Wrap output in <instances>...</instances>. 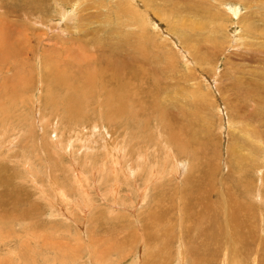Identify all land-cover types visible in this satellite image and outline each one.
I'll list each match as a JSON object with an SVG mask.
<instances>
[{
  "label": "rangeland",
  "instance_id": "rangeland-1",
  "mask_svg": "<svg viewBox=\"0 0 264 264\" xmlns=\"http://www.w3.org/2000/svg\"><path fill=\"white\" fill-rule=\"evenodd\" d=\"M117 1L121 10L113 0H77L79 6L72 0L57 8L52 0H16L24 11L18 17L0 7V242H7L0 258L177 264L183 251L185 264H222L224 257L264 264V61L263 50H254L264 44V0H241L238 17L220 0H175V16L162 19L145 0ZM149 1L160 11L161 3ZM65 7H76L78 18L59 35L46 19ZM132 10L138 27L127 31L117 20ZM32 17L43 25L34 26ZM123 31L150 53L148 74L135 86L149 91L125 105L114 98L109 108H120L111 112L97 91L80 101L76 94L90 87L69 77L79 72L71 64L82 62L74 53L83 45L89 55L96 38L122 39ZM161 103L188 117L174 111L176 119L169 124L164 116L159 129L150 104ZM161 132L178 134V143L167 147ZM223 221L235 231L233 250L211 237L213 223Z\"/></svg>",
  "mask_w": 264,
  "mask_h": 264
},
{
  "label": "bare ground",
  "instance_id": "bare-ground-1",
  "mask_svg": "<svg viewBox=\"0 0 264 264\" xmlns=\"http://www.w3.org/2000/svg\"><path fill=\"white\" fill-rule=\"evenodd\" d=\"M6 1V0H5ZM30 1H33V0H30ZM43 1V0H42ZM45 1V0H44ZM73 1H75V3L74 4H76V5H78L77 4V0H73ZM103 1V0H102ZM105 1V0H104ZM108 1V0H107ZM114 1V6H115V9H118V10H121V4H119L118 3V1L117 0H113ZM155 2H159L158 4H160L161 3V5H162V7H160V11L158 10V8L157 7H154V8H150L151 7V3H150V1L149 0H145V4L147 5V6H150L149 7V12H151V11H153L156 15H158L159 17V19H162V17H165V18H169L170 16H175V14H174V12H175V3H176V1L175 0H154ZM187 1H189V0H187ZM209 1H211V0H209ZM214 1V0H213ZM229 1V0H228ZM233 1V0H232ZM240 1L241 0H237V4H234V5H232V3H230V2H227V0H224V1H219V3H218V5L219 6H221V7H225V10L227 11V13H229L230 15H232V16H235V17H238L239 15H240V6H239V4H241L240 3ZM11 2H13V3H11ZM22 2V1H21ZM70 2H72V0H52V3H55V5H56V8L59 6L58 4H61V5H63V4H65V3H70ZM132 3H134V4H137L138 2H137V0H132L131 1ZM212 2V1H211ZM227 2V3H226ZM236 2V1H235ZM249 2V1H248ZM20 2H18V4H19ZM29 3V2H28ZM28 3H26V4H28ZM39 3V2H38ZM107 3V2H106ZM169 3V4H168ZM210 3V2H209ZM217 3V2H216ZM213 4L215 7H217L218 5L217 4ZM103 4V3H102ZM101 3H98V4H96L97 6H96V8H101V7H103V5H102ZM244 4V3H243ZM24 4H22V6H23ZM83 5V4H82ZM228 5V6H227ZM20 6V5H19ZM26 6V5H25ZM29 6H30V4H29ZM79 6V5H78ZM218 6V8H220ZM245 6V5H244ZM256 6H257V4H256ZM0 7L2 8V9H6V11H8L7 13H9L10 15H13V16H17L18 17V15H20V13H21V15H22V12H24V11H21L20 9H18V6H17V3H16V0H8V2L6 3V2H4L3 1V3H0ZM34 7V6H33ZM37 7H39V6H37ZM36 7V8H37ZM41 7V6H40ZM39 7V8H40ZM164 7H166V9H167V11L164 9ZM249 7V6H248ZM23 8V7H22ZM21 8V9H22ZM32 8V7H31ZM35 8V7H34ZM42 8V7H41ZM40 8V9H41ZM45 8V7H44ZM64 8V7H63ZM111 7H108V9H110ZM113 8V7H112ZM168 8H169V10H168ZM242 8V7H241ZM26 9H29V8H26ZM38 10V11H41V12H39L40 14L42 13V15H43V12H42V10ZM104 9V8H103ZM114 9V8H113ZM234 9L235 10H237V11H234ZM257 9V8H256ZM20 10V11H19ZM99 10V9H98ZM219 10H221V8L219 9ZM5 11V10H4ZM27 11V10H26ZM34 11H36V10H34ZM49 11V10H48ZM106 11V10H105ZM32 12V11H31ZM107 12V11H106ZM116 12V11H115ZM114 12V13H115ZM119 12V11H118ZM123 12V10L121 11V13ZM132 12L133 13H131V15H130V17H128V19H126V20H117L118 21V23H120V26L124 29V30H127V31H130L131 30V27H129V25H136V27H138L137 26V23H136V19H139L138 18V16H137V14H136V16L134 15L135 14V11L134 10H132ZM225 12V11H224ZM36 13V12H35ZM62 15L61 16H59V17H55V19L54 20H49V18H51V17H49L48 19H46L47 21H55V24H56V26H54L53 28L55 29V30H57V32H56V34L58 33L59 35H66V30H64V29H62L61 27H63L64 25H65V22L66 23H71L70 21L71 20H73L74 18H73V16L74 17H76V18H78L77 17V15H75V14H77L78 12H77V9H76V7L75 8H71V9H68L67 10V7H65V10H62ZM242 13V12H241ZM28 14H30L29 12H28ZM27 13H26V15H28ZM111 14V13H110ZM116 14V19L118 18V17H120V15L119 14H117V13H115ZM4 15V14H3ZM36 15V14H35ZM38 15V14H37ZM34 16V15H33ZM45 16V15H44ZM10 17V16H9ZM28 18L29 17H31V16H27ZM26 17V18H27ZM48 17V16H47ZM33 18V17H32ZM133 18H136L135 20L133 19ZM34 19V18H33ZM244 19V18H243ZM2 20V19H1ZM26 20V19H25ZM35 20V19H34ZM44 20H45V18H44ZM43 20V22L44 23H46L45 21ZM75 20V19H74ZM5 21V20H4ZM242 21V20H241ZM2 22V21H1ZM42 21H39L38 19H36L35 20V25L34 26H36V24H40V25H43L42 23H41ZM141 22V21H140ZM154 22H156V21H154ZM53 23V22H52ZM4 25H5V23H4ZM25 26V25H24ZM2 27H3V25H2ZM6 28V27H5ZM23 29V28H22ZM51 29V28H50ZM2 30V29H1ZM52 30V29H51ZM22 31V30H21ZM116 32H118V30H115V31H113V33L115 34ZM138 32V31H137ZM140 32V31H139ZM23 33H24V31H23ZM46 34V33H45ZM55 34V35H56ZM243 34V33H242ZM37 36V35H36ZM119 36H123V38L122 39H119V38H116L117 36H115L114 35V37L113 38H108V40H105V39H102V38H96L95 39V41H94V43H93V46H91V48L89 49L90 51H91V53L89 54V55H87V54H85V49L83 48V45H82V48L80 49V51L77 53H74L76 56H78V59L80 60V61H82V62H80V63H75V65H73V64H71L72 66H73V68H75L76 67V69H78V71L79 72H76V70L74 69V71H75V73L71 76V74H70V76L69 77H71L76 83H79V82H84V81H89L88 82V85H89V87H90V90H89V92L88 93H86V92H79V93H77L76 95H77V97L79 98V99H81L80 101H90V99L93 97V95L95 94V92L97 91L98 92V94L99 95H102L101 97L103 98V97H105V99L107 100V103H108V109H110L109 107L110 106H115L112 102V100L114 99V98H118V99H120V102L122 101V104H127V102L126 101H128V98H134V97H138V95L139 94H141V93H144L146 90L147 91H149L148 89H144V90H135V86L136 85H138L139 84V80H137V77L140 75V74H143L144 76H146L147 74H148V71H147V69L145 68V65H149V67H150V65L152 64L151 62H150V60H151V56L149 55L150 53L147 51V49L145 50V48L144 47H142V46H138V44H139V41L137 40V38L133 35V33L131 32V33H129V32H125V31H123L121 34H119L118 35V37ZM25 37V36H24ZM61 38L63 37V36H60ZM96 37V36H95ZM94 37V38H95ZM243 37V35L241 36V38ZM29 38V37H28ZM64 38V37H63ZM94 38H92V39H94ZM230 38V37H229ZM2 39V38H1ZM22 40V39H21ZM110 40H113V42H111ZM122 40V42L123 43H119L118 41H121ZM124 40H126L125 42H124ZM239 40V39H238ZM237 40V41H238ZM5 42V41H4ZM60 42V41H59ZM2 43V42H1ZM92 43V42H91ZM90 43V44H91ZM234 43V42H233ZM4 44V43H3ZM17 44V43H16ZM257 43L255 42L254 43V46L256 45ZM85 46H89V45H87V44H84ZM232 45V44H231ZM235 45V44H234ZM81 46V45H80ZM70 48V47H69ZM138 48H140V49H143V51L144 52H142V51H140ZM255 48H257V49H254V50H256V51H262V53H261V56H262V61H264V44H259L258 46H255ZM5 50V49H4ZM88 49H87V51H89ZM2 51V50H1ZM6 52V51H5ZM11 55V54H10ZM1 60V59H0ZM56 60V59H55ZM69 61V60H68ZM57 62V61H56ZM68 63V62H67ZM148 63V64H147ZM60 64V63H59ZM68 64H70V62L68 63ZM136 64H138V66H137V68H135V65ZM49 67H51V68H53V66H49ZM54 68H56V66L54 67ZM53 68V69H54ZM70 69H72L71 67H69ZM49 70H47V73L48 72H50L51 73V70L52 69H50V68H48ZM60 70H61V68H59ZM67 69V68H66ZM43 70H44V68H43ZM59 70V71H60ZM155 70V71H154ZM158 70H161V69H158V68H156L155 66H154V69L152 70V71H154L156 74L158 73V74H160L159 73V71ZM44 71H46V69L44 70ZM43 71V72H44ZM62 71V70H61ZM73 71V70H72ZM73 71V72H74ZM150 71H151V68H150ZM151 71V72H152ZM55 72V71H54ZM57 72V71H56ZM162 72V71H161ZM49 73V74H50ZM53 73V72H52ZM70 73V72H69ZM45 74V72L43 73V75ZM57 74V73H56ZM59 74V73H58ZM62 74L63 73H61V76H62ZM161 75V74H160ZM46 76V75H45ZM64 76H65V74H64ZM63 76V77H64ZM44 78V77H43ZM46 78V77H45ZM72 80V81H73ZM57 81V80H56ZM62 81H64L63 79H62ZM71 81V80H70ZM70 81H68V79L66 80V82L64 81V83H61V84H68ZM55 82H53V84H54ZM75 84V83H74ZM160 84V83H159ZM56 84H54V86H55ZM62 85V86H63ZM72 84H70V86H69V88H68V86H67V90L68 89H70V88H72V86H71ZM161 85V84H160ZM56 87V86H55ZM64 87V86H63ZM74 88H75V90H76V86L74 85L73 86ZM158 87V86H157ZM175 87V86H174ZM164 88V87H163ZM64 89V88H63ZM51 91H54V90H52L51 89ZM74 92H76V91H74ZM67 95H69V94H67ZM70 96V95H69ZM84 98H82V97ZM76 97V96H75ZM136 97V98H137ZM51 98H52V96H51ZM57 98V97H56ZM60 98V97H59ZM102 98H100L101 100H102ZM131 98V99H132ZM136 98H135V100H136ZM47 99H49V98H47ZM46 99V100H47ZM58 99V98H57ZM57 99H55V100H57ZM75 98H73V100H74ZM78 99V100H79ZM100 99H97V100H100ZM50 100V99H49ZM52 100H54L53 98H52ZM59 100V99H58ZM61 100H62V98H61ZM68 100V99H67ZM71 100V99H70ZM115 100H117V99H115ZM134 100V101H135ZM60 101V100H59ZM77 101V100H76ZM79 101V102H80ZM130 101V100H129ZM162 101V100H161ZM69 103L70 102H72V101H68ZM85 102V103H86ZM98 102H101L102 103V101H98ZM118 102H119V100H118ZM126 102V103H125ZM143 102V101H142ZM48 103V102H47ZM47 103H46V105H47ZM59 103V102H58ZM57 103V104H58ZM77 103H78V101H77ZM76 103V104H77ZM81 103V102H80ZM89 103H91V102H89ZM93 103H95V102H93ZM104 103V102H103ZM171 103V102H170ZM169 103V104H170ZM50 104V103H49ZM54 104V103H53ZM55 104H56V102H55ZM56 104V105H57ZM71 104V103H70ZM82 104V103H81ZM92 104V103H91ZM97 104V103H96ZM95 104V105H96ZM113 104V105H112ZM119 103H117L116 105H118ZM168 104V103H167ZM66 105H68V104H66ZM73 105V104H72ZM79 105V104H78ZM132 105V104H131ZM4 106V105H3ZM83 105H81V107H82ZM84 106H85V104H84ZM106 105H104V107H105ZM149 106V105H148ZM71 107V106H70ZM94 107V106H93ZM118 107L119 106H117L116 108H114V109H118ZM125 107V106H124ZM130 107V106H129ZM139 106H137V108H138ZM63 108V107H62ZM69 108V107H68ZM74 108V107H73ZM78 108V107H77ZM120 108V107H119ZM150 108L155 112V114L154 115H156L157 116V118H158V122H157V127L160 129L161 128V130H162V128L163 127H165V120L164 119H162L164 116H167V115H170L169 116V118H168V123L170 124V123H172L171 122V118L172 119H176L175 118V114H174V111H176L177 112V114L180 116H182V117H188V115H186L184 112H183V110L180 108V107H177L176 109H174V110H171L169 107H167V111H165V105L164 104H150ZM70 109V108H69ZM75 109V108H74ZM81 109V108H80ZM94 109V108H93ZM104 109H106V107L104 108ZM114 109H110V112L112 111V110H114ZM139 109V108H138ZM145 109H148V107H144V108H142L141 110H144L145 111ZM83 110V109H82ZM129 110H131V108L129 109ZM149 110V109H148ZM73 111H75L76 112V110H73ZM116 111V110H115ZM120 111H122V109L120 110ZM105 112H107V110L105 111ZM109 112V111H108ZM67 114H68V112H66ZM82 113V112H81ZM132 113H133V111H132ZM75 114H77V115H79L77 112L75 113ZM126 114V113H125ZM163 114H165V115H163ZM71 115V114H70ZM74 116H76V115H74ZM84 116V115H83ZM83 116H81V117H83ZM117 116V115H116ZM3 117V116H2ZM2 117H0V118H2ZM71 117V116H70ZM73 117V116H72ZM77 117V116H76ZM79 117H80V115H79ZM112 117H113V114H112ZM122 116H120V118H121ZM127 117V115L125 116V118ZM127 118H129V116L127 117ZM65 119L67 120L68 118H66L65 117ZM124 119V118H123ZM188 119H190V118H188ZM108 120V119H107ZM125 120V119H124ZM123 120V121H124ZM128 120V119H127ZM182 120V119H181ZM186 121H187V123L185 124L187 127H190V126H192L191 125V122H190V120L188 121L187 119H185ZM185 120H183V122L185 121ZM177 121V120H176ZM115 122V121H114ZM119 122V121H118ZM116 124V123H115ZM179 125H181V124H179ZM184 125V126H185ZM174 126V125H173ZM177 127V126H176ZM179 127V126H178ZM130 128V127H129ZM190 129V128H189ZM178 130V129H177ZM186 130V129H185ZM180 131V130H179ZM189 132V131H188ZM196 132V131H195ZM179 133V132H178ZM182 133H184V132H182ZM177 135L178 134H176V133H169L168 132V134L167 135H165L164 133H162L161 132V137L163 138V141H165L164 143H165V145H167V147H169V145H172V144H174V143H178V141H176V139H177ZM146 136V135H145ZM158 137H160V136H158ZM180 137V136H179ZM146 138V137H145ZM148 138H149V136H148ZM196 138H198V137H196ZM4 139V138H3ZM153 140V139H152ZM151 140V141H152ZM186 140V139H185ZM5 141H6V139H5ZM198 141V140H197ZM12 142V141H11ZM10 143V142H9ZM142 143H144V142H142ZM154 143V142H153ZM160 143V142H159ZM150 144V143H149ZM144 145V144H143ZM177 145V144H176ZM2 146V145H1ZM185 146H187V145H185ZM202 146V145H201ZM146 147V146H145ZM148 147V146H147ZM156 147V146H155ZM163 147V146H162ZM171 147V146H170ZM181 147V146H180ZM188 147V146H187ZM186 147V148H187ZM192 148H194V147H192ZM189 149H190V147H189ZM197 149H199V148H197V146H196V151H198ZM183 150H186V149H183ZM187 151H188V148H187ZM190 151V150H189ZM193 151L195 152V149H193ZM3 152V151H2ZM7 152V151H6ZM5 152V150H4V153H6ZM119 152V151H118ZM120 153V152H119ZM188 153V152H187ZM190 153H192V151L190 152ZM6 154H8V153H6ZM171 154V153H170ZM189 154V153H188ZM144 156H145V154H144ZM3 157H5V156H2V159H4ZM5 158H7V156L5 157ZM145 158V157H144ZM29 166V165H28ZM153 168V167H152ZM143 169V168H142ZM153 170V169H152ZM152 172V171H151ZM152 174V173H151ZM120 176V175H119ZM135 180V179H134ZM234 182V181H233ZM228 196H229V194H228ZM228 199H230V198H228ZM234 207H237V205H233ZM228 212L230 211V208L227 210ZM226 211V212H227ZM26 214V212L24 211L23 213H20V215H21V219H25V220H27V216L25 215ZM232 215V210L229 212V215ZM243 216V215H242ZM228 217V216H227ZM2 220H3V218H1ZM228 219V218H227ZM231 219H236V217L234 216V215H232L231 216ZM247 219V218H246ZM1 220V221H2ZM0 221V222H1ZM236 221V220H235ZM181 223V222H180ZM221 223H223L224 224V226H221ZM220 224H214L213 223V225H212V233H211V237L212 238H214V239H217V241L218 242H221L222 244H226L230 249H232L233 250V247L231 246V244L233 243V241H234V239H232V237H234V235L233 234H235V231H232L230 228V226H229V223H230V219H229V223L228 222H225V221H223V222H221ZM236 223V222H235ZM235 223L233 224V225H231L232 226V228L234 229V227L233 226H235ZM231 224H232V222H231ZM218 225H220V229H219V231L221 232V236L224 238V241H223V239H221L222 237L221 236H217V234H215L216 233V230H217V228H218ZM222 227H224V230L226 231L225 233L223 232V229H222ZM203 233H207V232H209V231H202ZM202 233V234H203ZM210 233V232H209ZM232 235V236H231ZM231 237V238H230ZM6 243L7 242H3V241H1L0 242V247L1 248H3L5 245H6ZM181 245V244H180ZM23 246V245H22ZM27 246V245H26ZM31 248V247H30ZM18 250V249H17ZM104 252V251H103ZM34 253V252H33ZM32 253V254H33ZM182 253L184 254V252L182 251V252H179V258H178V263L177 264H185V261L183 260L184 259V257H183V255H182ZM16 254V253H15ZM6 257V256H5ZM31 257V256H30ZM228 258V257H227ZM227 258L226 257H224L223 259H221L222 260V264H224V260H225V264H235V262L234 261H232V259H230V261H232V262H228V260H227ZM9 259V258H8ZM7 258H0V264H10V261L8 260ZM11 259V258H10ZM13 259V258H12ZM11 259V260H12ZM46 259V258H45ZM14 260V262L12 263V264H39L40 263V261L38 262H36V260H33V261H30L29 259H27L26 257H24V256H18L17 258H14L13 259ZM12 260V261H13ZM41 260V259H40ZM48 260V259H47ZM254 261V264H255V259L253 260ZM44 262H46L47 263V261H44Z\"/></svg>",
  "mask_w": 264,
  "mask_h": 264
}]
</instances>
